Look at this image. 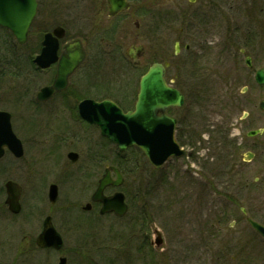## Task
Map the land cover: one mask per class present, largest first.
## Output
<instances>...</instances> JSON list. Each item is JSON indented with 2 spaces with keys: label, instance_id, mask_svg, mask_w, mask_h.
Wrapping results in <instances>:
<instances>
[{
  "label": "rangeland",
  "instance_id": "obj_1",
  "mask_svg": "<svg viewBox=\"0 0 264 264\" xmlns=\"http://www.w3.org/2000/svg\"><path fill=\"white\" fill-rule=\"evenodd\" d=\"M233 1L236 5L253 4L252 0L247 3H243L244 0L243 2ZM255 1L256 5L259 4L264 9V0ZM65 2L66 0H49L53 23L64 21L67 17L66 13L71 15L73 21H76L77 18L74 16H77L80 11L78 0H67V9ZM188 6V2L182 3L181 9L185 10ZM89 10L90 8L85 7L83 14L85 16L83 26L86 33L93 29V13ZM261 16L264 20V13ZM88 18L90 22L85 21ZM154 21V17L148 15L144 22L147 26L148 38L143 43L146 55L141 60L140 70L132 69L126 60L111 62L101 58L96 61V71L90 77L86 73L88 70L86 67L80 73V76L84 75L85 79V87H83L85 95L94 91L95 96L98 97L112 98L115 96L128 109L135 98L136 84L140 75L153 62H169L171 69L167 76L169 80L174 79L172 80L174 86L186 96L185 109L181 113V118L190 122L191 127H187L198 140L190 147L192 150L186 149L187 153L188 151L194 153L195 162L186 158H173L160 170H155L146 158L138 156L136 158L132 153L128 155L130 163L139 167L137 174H132L128 178L126 191L130 195L140 189L149 192V198L141 200L150 201L147 210L153 225L149 224L148 230L143 233L145 237H148V241L142 242L141 236L143 235L135 219L134 206L122 219L112 215L97 219L94 214L87 215L82 212L81 207L90 201L105 166L110 164L109 161L115 160L111 152L113 151L112 146L107 147L109 153L102 152L104 158L100 157L98 161L96 155L99 152L93 151V148L95 144H98L97 146L103 144L99 131L78 125L80 123L76 120L75 113L67 116L63 110L58 108L55 112L59 114L51 116L48 110H42L32 104L35 90L34 88L27 89L28 82H30V67L28 62L18 58V55L23 54V49L19 48L16 42L1 30L0 63L5 61L8 66L17 63L23 67H19L21 70L13 68L15 71L12 74L7 72L10 69L4 68L7 71L0 74V109L12 114L13 129L23 142L25 153L19 160L7 153L0 162V201L5 198L1 190L8 179L20 182L26 189L25 201H43V199L48 201L49 185L57 184L59 199L51 216L54 224L65 237L66 244L63 254L69 258V264H117V262L119 264H264V252L253 249L255 239L251 235V230H247L241 222L239 209L245 207L251 218L258 219V221L264 220V170L262 172L258 168H253L261 165L264 160V148L259 152V157L253 163L254 166H246L242 173L247 178V182L243 180L242 184L245 186L249 183L248 191L251 192L246 196L248 191L244 189L242 200L227 201L222 195L223 177L216 170L209 172L215 166L221 165V161L217 159L222 153L221 144L216 143L213 147L207 138V130L214 131L216 136V133L223 132V128L226 129L229 125L231 127L234 120L228 121L230 109L227 103L233 99H239L246 86L249 87L250 98L255 101L256 106H252V110L257 117L258 102L264 97V89L256 88L254 77L252 73L246 71L242 56L236 60L227 57L228 62L224 64L225 58H221V45L215 40L217 38L215 34H219V37L221 35L217 29L211 30L210 41L213 40L212 43H216V45L208 46L211 56L207 47L201 51V47L191 46L192 49L186 51L184 44L181 45V50L177 55L175 54L174 36L178 35L180 26L175 24V32L164 29L157 31L158 26ZM261 24L264 29V22L262 21ZM73 27L76 28L75 25ZM129 29L131 32L133 26L130 25ZM39 31L40 27L37 23L32 29L30 39L35 37L34 35ZM259 37L264 38V30L261 31ZM115 46L113 53L121 55L122 50L126 49L129 43L121 48V52L118 50L120 48L118 42ZM263 48L264 45L260 44L251 49V54L254 53L256 56L255 64L259 67L264 65ZM26 52L28 51L25 49L24 53ZM194 54L199 59L205 60L204 73L206 75L208 73L207 76L194 75L195 66L192 65ZM237 63H240L244 71L240 70L239 73L235 71L234 66ZM229 81L233 85V92L226 93V85ZM23 84L25 90L21 88ZM15 97L18 100H14ZM220 102H224L228 108L225 104L220 105ZM172 114L176 116L177 112ZM234 115L236 118L237 113ZM241 115L242 112L238 117ZM59 119L68 121L69 126H65L68 132L65 135H61L63 125ZM258 126H264L263 115L256 127ZM75 131H78L77 136H74ZM79 137H83L84 142H80ZM254 139L264 143V134ZM69 151H76L80 154L77 163L73 164L69 161L67 158ZM206 158H209L208 161L212 167L207 172L200 165ZM94 168L100 170L97 175L92 174V171H96ZM256 177H260L258 183H255ZM203 185H207L206 188ZM142 205L143 202L141 208L144 209ZM224 212L227 213L228 218L213 226L216 216L219 217ZM236 220H240L242 224L231 227ZM19 223L20 226L12 225L0 214V237L8 238L5 239L7 244L0 242L1 261L5 264H58L59 255L54 253H17L22 237L32 234L27 225L22 226L23 221ZM73 226L77 228L75 231L70 230ZM155 229L161 231L163 235V250H159L160 247L158 248L154 243L151 244L152 247L150 246L155 239ZM132 233L135 235V240L130 246L132 247L129 250L130 253L125 255L130 245L128 237ZM94 236L96 245L93 242ZM124 236L127 237L124 238ZM7 246H10L11 250ZM241 246L245 249H240L244 251L238 252L237 247ZM5 250L8 252L4 253ZM138 251L142 257L144 256V261L138 258Z\"/></svg>",
  "mask_w": 264,
  "mask_h": 264
},
{
  "label": "flooded vegetation",
  "instance_id": "obj_2",
  "mask_svg": "<svg viewBox=\"0 0 264 264\" xmlns=\"http://www.w3.org/2000/svg\"><path fill=\"white\" fill-rule=\"evenodd\" d=\"M37 2L38 8L36 16L29 30L27 41L22 45L28 47V55L20 54L18 55V58L22 59V61L24 60L28 62V66L30 67V82H28L27 89L34 88L35 90L34 100L32 104L40 107V109L42 110H48L51 116L55 114L58 115L59 113L55 111L56 109L60 108L66 113L67 116H72L75 113L76 120L78 121V123H80L78 125L87 126L88 128H95L80 119L78 114L79 104L85 99L103 101L106 99L112 100V98L95 96L94 91L92 93H86L85 95V93H83V87H85V79L83 77L84 75L80 76V73L86 67L88 69L86 73L88 77H90L91 74L96 71V61L101 58H103V60L107 59L110 61L127 60L131 62V59L128 56V50L133 46H143V43L148 38L147 26H145L144 24L145 20H147L148 15H151L152 18L154 17V23L156 22L158 26L157 31H159L160 29H164L166 31L174 30L175 32V24H178L180 26L178 35L174 36L175 45L178 43L181 47V45L184 44V48L186 51L192 49L191 46L201 47V51L205 50L207 47L210 56L211 54L208 46L216 45V43H212L213 40L210 41L211 30L213 28L217 29L218 33H221V35L219 37V34H215L217 36L215 40L221 45V58H225L224 64L228 62L227 57H231L236 60L239 58V56H242L244 58L243 64L246 67V71L248 73H252L254 77L256 88L259 90L264 89V85H261L257 80V74L261 71L264 72V65L261 67L256 66V56L254 53L251 54V49H253L255 46H259L260 44L264 45V38L259 37L261 36L262 31L261 23L262 21L264 22L263 17L261 16L264 13V9L260 8V6L236 5L233 0H78V8H80V11L77 16H74L75 18H77L76 21H73L71 15L66 13L67 17L64 18V21L60 23H53V16L51 13L49 0H37ZM186 2L189 3L188 8L185 10L181 9V4ZM237 2H239V0ZM240 2L243 1L240 0ZM170 5L172 7H170ZM65 7L66 9L68 8L67 0L65 2ZM85 7L90 8L89 11L93 13V29H90L89 33L85 32L83 26V21L85 18L83 14L85 12ZM112 7L114 8L113 11ZM85 21L90 22L91 20L88 18ZM37 23L39 24L40 31L34 35L35 37L30 39V36L32 35V29ZM73 25H75L76 28H74ZM130 25L133 26V30L131 32L129 29ZM58 27H60L64 31V36L62 38L57 37L56 35L53 37L55 38V44L57 47L56 61L50 64V66L48 67H41L38 62H36V60L42 55L45 37L49 33L54 34L55 29ZM15 41L18 43L16 39ZM72 42H80L82 44V47L86 52V60L71 74L68 80V85L64 89L55 91L49 98L44 101H38V94L44 88L51 87L56 81L62 53L65 47ZM117 42L120 44V48L118 49L120 52L121 48L126 43H129V46L126 49L122 50L123 53L121 55L113 53L116 47L115 44ZM235 46L239 48H232ZM145 55L146 48L141 55V60L145 57ZM192 65L193 67L195 66V76H197V74H201L203 76L208 75V73L207 75L206 73H204L206 67L205 60H202L201 58L199 59L196 54H194V61ZM1 66L3 67V62L0 63V68ZM14 66L19 70H21V68L19 67H23L21 64L17 63ZM234 68L237 73H239L240 70L244 71L241 68L240 63H237ZM14 74L17 75L16 73ZM77 75L78 78H76ZM229 84L230 81L226 85V93L233 92V85ZM21 88L25 90L24 84ZM248 90L249 87L246 86L239 99H233L232 101H229L228 99L229 102L227 103V105L230 109V111H228V114L230 115L228 121L234 120V122L231 123V127L229 125L228 128H223V132L219 134L216 133V136L213 133L214 131L207 130V138L209 139V143L211 144V146L213 145V147H215L216 143L221 144L222 153L219 154L217 158L218 161H221V165L215 166L214 169L209 171V169L212 168L210 167L211 164L208 161L209 158H206L205 161L200 164L201 168L205 169L206 172H212L213 170H216L217 173L221 174L224 179V186L222 187L224 191L222 195H224L227 201H238V199L240 201L243 199L244 189L245 191H248L250 187L249 183L245 186L242 184L243 180L247 182V178H245L242 174L243 170L246 166L253 165V163L259 157V152L264 148L263 142L254 139V137L264 134V126L256 127L258 121L260 122V118L262 117V115L264 116V111H262L260 108V103L264 101V97L261 98L258 102L259 112L258 116L256 117L255 113L252 110V106H256V104L254 99L250 98ZM14 100H18V98L15 97ZM135 102L131 106V109L134 108ZM223 104L225 103L220 102V105ZM227 105L225 104L226 107ZM184 109L185 106L175 108L177 112L175 117L176 140L185 151V154L178 159L186 158L195 162L193 157L194 153L189 152L188 150L187 153L186 149L192 150L190 147L193 146L194 141L197 139V137L195 134H191L192 132L187 127H191L190 122H187V119L181 118V113L184 112ZM240 112H242V115L241 117H238ZM235 113H237L236 118L234 115ZM60 121L63 125V128H61L62 131H60L61 135H65L68 132L66 130L67 128H65V126H69L68 121L64 119ZM95 130L97 129L95 128ZM259 130H263V133L256 136L249 135ZM75 132L76 133H74V136H77L78 131ZM79 141L84 142V138L79 137ZM97 145L98 144H95V148H93V151L99 152L101 149L100 146ZM108 146L110 145L103 146V148L106 149ZM71 152H75L76 154H78V160L80 159V154L76 151H69L67 153V157ZM111 152L113 153V151ZM98 155H96L97 158L99 157ZM253 168H258L263 172L264 160L261 162V165L254 166ZM94 169H96V171H92V174L97 175L99 169ZM105 171L106 168L104 169L103 174L105 173ZM111 174L114 178V174ZM100 179L101 177H99L97 184ZM8 181L17 183L20 188V198L19 201L16 202L15 206H11L6 201L7 193L5 190V185ZM259 181L260 177H256L255 183H258ZM54 184L55 183L49 185L48 191ZM57 187L59 192V186L57 185ZM110 189L105 191V195L109 196L108 191ZM250 192L251 191H248L246 196ZM1 193H3V195L5 196L3 201H0V214L2 215L3 219H6L8 222L12 223V225L15 226H20L21 224L19 222L23 221L22 226L27 225L30 232L32 233L30 235L26 234L22 237L21 243L18 245L17 253H54L59 255V259L65 257L67 259V264H69V258L63 254V249L65 248L66 244L65 237L62 233H60L51 216V212L53 209H55L58 201H55V203L50 201L48 198V192V201H44V199L43 201H34L33 199V201H25L26 189L20 182H16L12 179H8L4 183V187L2 188ZM86 205H90V208L85 211L83 210V206L81 207L82 211L87 215L94 214L97 219H100V217L102 216L100 214L102 205L98 202L93 201H89L88 203H86ZM239 209L241 212L240 216L242 217L241 222L243 223L244 227L247 228V230H251V235L253 236V239H255L253 249L258 252H264V238L260 233L254 230L249 223V219H254L251 218V216L248 214V209H246L245 207H240ZM111 215L114 216L113 214H110V216ZM22 217L24 218V220ZM47 218H51L54 227L62 237L63 246L58 251L50 247L42 248L38 245V238L43 233L44 222ZM254 221L264 226V220L258 221L257 219ZM241 222L240 220H236L233 222V225H231V227H235L236 225L239 226L240 224H242ZM76 229V226H73L70 230L75 231ZM95 236L93 237V242H95L96 240ZM141 238L142 242L146 243L147 237H145L146 240H143L142 236ZM5 239L8 238L1 236L0 242L3 244H7ZM9 240L11 239L9 238ZM7 247L9 248V250H11L10 246ZM248 247L252 248V246L250 247L249 245ZM131 248L132 247L128 246V251L131 250ZM240 249H245V247H237V250H239L238 252L244 251ZM3 252L6 253L8 252V250H5ZM137 253L138 258L142 259L141 253L139 251ZM132 258L135 259L134 257ZM1 259L2 258L0 257V264H5L1 261Z\"/></svg>",
  "mask_w": 264,
  "mask_h": 264
},
{
  "label": "water",
  "instance_id": "obj_3",
  "mask_svg": "<svg viewBox=\"0 0 264 264\" xmlns=\"http://www.w3.org/2000/svg\"><path fill=\"white\" fill-rule=\"evenodd\" d=\"M112 7V11H113ZM36 0H0V26L9 29L17 38L19 43H24L28 36V31L36 15ZM54 35L62 38L64 31L57 28ZM54 41V42H53ZM42 55L36 62L41 67H48L56 61V44L52 34H47L44 41ZM143 47L132 48L129 56L137 64ZM176 51H179L177 44ZM85 51L80 42H73L65 47L60 58L57 79L53 86L44 88L37 97L38 101L49 98L54 91H60L67 86L68 78L73 71L85 60ZM169 64H153L148 72L141 78L139 94L134 110L123 112L115 103L110 100L95 102L85 100L79 105L80 116L90 124L96 125L102 136L114 143L120 152H125L127 148L137 147L148 159L151 165L159 169L169 158L181 157L184 151L174 138L176 120L167 115L168 109L181 107L185 102L184 96L175 88L170 87L165 80L166 67ZM257 80L264 84V72L257 74ZM264 110V101L260 105ZM254 132V134L259 133ZM9 150L15 157L20 158L24 154L21 140L15 135L11 115L0 111V159L4 156L5 150ZM69 159L75 162L78 155L70 153ZM111 172L116 174V180L111 177ZM123 177L115 167L106 169L105 174L99 181L97 190L92 195L93 202H100L102 215L115 213L123 217L128 207L125 203V195L116 192L111 196H105L104 190L113 186L119 188L123 185ZM7 202L15 206L19 201L20 188L12 183L6 184ZM49 198L55 202L58 198V188L53 185L49 191ZM90 205H86L84 210H88ZM253 226L264 236V228L252 223ZM157 247L162 246V237L156 231ZM38 245L42 248L50 247L60 250L63 245L61 236L54 228L51 218L44 222L43 233L38 238ZM59 264H66V259H60Z\"/></svg>",
  "mask_w": 264,
  "mask_h": 264
},
{
  "label": "trees",
  "instance_id": "obj_4",
  "mask_svg": "<svg viewBox=\"0 0 264 264\" xmlns=\"http://www.w3.org/2000/svg\"><path fill=\"white\" fill-rule=\"evenodd\" d=\"M129 153L134 154L136 158H137V156L139 158H144L143 154L136 148H132V149L128 150L125 154H120V153H118V151L116 152V156L114 158L115 160L113 162L117 167H119L121 169L122 173L126 177V181L130 177V175L137 174L138 167H139L137 165H132L130 163L129 158H128ZM135 164H136V162H135ZM126 185L128 186V183L125 184V186L123 187L122 190L126 193L129 201H133L135 199V201H133L131 203H133L134 207L138 208L137 220H138V224L142 230L144 228V226H146V225L148 226L150 223V217H148L149 215H147L145 212L142 213L141 209H140V207H141L140 205L143 202L141 200L148 199L149 198L148 197L149 192L147 193V192H144L142 189H140L138 191L133 192V195H130L126 191Z\"/></svg>",
  "mask_w": 264,
  "mask_h": 264
}]
</instances>
